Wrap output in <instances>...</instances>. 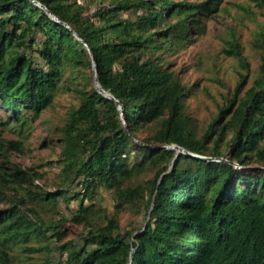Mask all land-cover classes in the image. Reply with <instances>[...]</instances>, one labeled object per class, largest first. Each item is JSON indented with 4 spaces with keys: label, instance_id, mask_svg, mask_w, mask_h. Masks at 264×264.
<instances>
[{
    "label": "trees",
    "instance_id": "trees-1",
    "mask_svg": "<svg viewBox=\"0 0 264 264\" xmlns=\"http://www.w3.org/2000/svg\"><path fill=\"white\" fill-rule=\"evenodd\" d=\"M38 1L71 29L31 0H0V103L20 122L23 110L40 115L49 107L67 72L70 80L84 79L86 86L77 89L81 105L70 112L64 128L57 191L33 190L27 177L42 179V172L29 170V175L21 166L14 165L13 172L0 167V204L5 197L10 201L0 212L1 245L45 233L32 202L56 204L77 186L81 191L74 195L80 205L74 221L90 230L82 246L71 244L73 250L62 264H264V33L258 40L261 77L233 110L247 80L242 76L233 98L197 139L185 105L190 88L163 55L190 39L191 22L201 24L217 0H114V8L97 11L99 22L85 17L77 0ZM130 10L135 11L134 20L121 16ZM230 46L226 53L248 71L240 44ZM88 47L102 86L125 106L128 129L117 104L98 92L95 77L84 73L94 70ZM29 49L43 64L34 61ZM149 124L158 129L144 142L157 149L137 141L139 130ZM229 128L233 137L227 155L219 144ZM171 145L227 162L163 148ZM10 148H17L15 142L6 141L0 130V156L8 158ZM133 154L136 162L130 167ZM147 169L156 171L152 179L125 186ZM99 187L114 190L118 209L148 196L150 222L135 236L118 232L114 218L94 227V205L86 198L94 200ZM18 189L26 197L18 196ZM0 264H12L2 248Z\"/></svg>",
    "mask_w": 264,
    "mask_h": 264
},
{
    "label": "rangeland",
    "instance_id": "rangeland-1",
    "mask_svg": "<svg viewBox=\"0 0 264 264\" xmlns=\"http://www.w3.org/2000/svg\"><path fill=\"white\" fill-rule=\"evenodd\" d=\"M77 1L84 7L85 17L93 22H99L96 15L99 9L114 8V0ZM186 1L200 3L207 0ZM139 13L142 14L143 11ZM121 16L134 20L135 11L122 12ZM175 21V18L171 19V22ZM191 25L193 28L190 39L166 51L163 57L169 69L176 70L184 84L190 88L185 105L188 114L195 121L196 138L202 139L221 109L233 98L241 77L247 75V80L240 88L233 110L261 77L262 49L258 46V40L264 33V0H217L213 11L201 17V24L192 21ZM235 41L243 50L249 64L248 71L242 67L239 60L226 53L231 48L230 44ZM28 52L33 55L36 63L43 64L36 53L30 49ZM84 73L94 78V70H85ZM70 74L66 73L63 82L54 92L49 107L40 115L23 110L21 113L23 121L19 122L14 119L10 110L0 103V122L5 123L0 127L2 137L6 141H14L17 146L15 149H9L8 158L0 156V167L4 165L6 172H13V166L17 165L28 171L44 173L42 179H34L32 172L29 171L31 177L27 178L35 191H57L61 181L62 164L59 160L62 156L64 128L69 122L70 112L81 105L77 89L86 86L84 79L75 82L70 80ZM93 85L96 86L95 79ZM230 116L226 115L223 123L227 122ZM157 129L158 126L155 124L144 125L137 133V141L141 145L157 149L160 146L144 142L150 139ZM232 137L233 131L229 128L219 144L227 155L229 154L227 147ZM208 146H213V141ZM135 162L133 154L128 165L133 167ZM155 174V170L147 169L125 181V186L135 187L143 184ZM74 187H71V190ZM74 189L81 191L77 186ZM74 191L65 194L56 204H45L38 200L32 202L37 209L38 219L47 227L45 233L31 236L28 242H8L1 245L4 241L0 239V248L10 255L12 264H62L73 250L71 244L76 247L84 244L90 227L74 221L79 214L80 205ZM10 194L14 195L15 191H10ZM16 194L26 197L24 189H18ZM147 199L148 196L144 201L127 204L124 208L118 209L114 190L99 187L96 189L94 200L86 198V203L94 205V211L90 216L94 227L106 226L108 221L114 218L119 224L118 232L123 235L134 233L135 236L151 219ZM3 200L0 212L10 207L8 198L5 197ZM66 218L68 221L61 222ZM57 233L61 235L57 236Z\"/></svg>",
    "mask_w": 264,
    "mask_h": 264
},
{
    "label": "water",
    "instance_id": "water-1",
    "mask_svg": "<svg viewBox=\"0 0 264 264\" xmlns=\"http://www.w3.org/2000/svg\"><path fill=\"white\" fill-rule=\"evenodd\" d=\"M31 1L34 2L37 6L41 7L45 11H47L48 14H50L56 22H58V23H60V24H62L64 26L68 27L69 29H71V27L68 24L63 23L57 16H55L41 2H39L38 0H31ZM77 36H78V38H80L79 35H77ZM88 49H89V51H90V53L92 55L93 62H94V77H95V85H96V88H97V90H98L99 93L103 94L108 99L113 100L117 104V106L119 107V111L121 112V117H122V120L124 122L125 128L128 129L127 120L125 118V106L123 105V103L120 100H118L110 92L106 91L105 88L102 86V83H101L100 78H99V75H98V64H97V61L95 59L94 53H93V51H92V49L90 47H88ZM163 148H165L167 150H175V151L178 152V154H185L186 156L193 157V158H197V159H202V160L209 161V162H212V161L227 162V160L226 159H223V158L222 159H216V158H212V157H206V156H201V155L194 154V153L188 151L187 149H185V148H183V147H181L179 145L164 146Z\"/></svg>",
    "mask_w": 264,
    "mask_h": 264
}]
</instances>
